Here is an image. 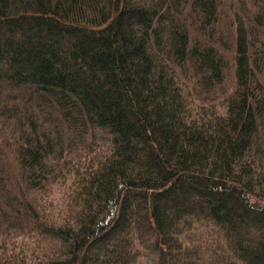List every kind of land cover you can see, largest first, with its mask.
<instances>
[{"label":"trees","instance_id":"obj_1","mask_svg":"<svg viewBox=\"0 0 264 264\" xmlns=\"http://www.w3.org/2000/svg\"><path fill=\"white\" fill-rule=\"evenodd\" d=\"M0 264H264V0H0Z\"/></svg>","mask_w":264,"mask_h":264}]
</instances>
